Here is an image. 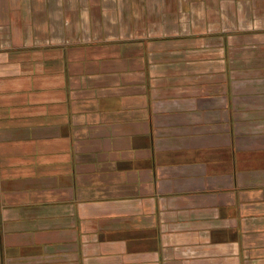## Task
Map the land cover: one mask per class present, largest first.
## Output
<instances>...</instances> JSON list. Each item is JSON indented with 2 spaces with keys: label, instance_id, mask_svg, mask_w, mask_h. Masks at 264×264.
Segmentation results:
<instances>
[{
  "label": "crops",
  "instance_id": "0c3cea01",
  "mask_svg": "<svg viewBox=\"0 0 264 264\" xmlns=\"http://www.w3.org/2000/svg\"><path fill=\"white\" fill-rule=\"evenodd\" d=\"M0 264H264V0H0Z\"/></svg>",
  "mask_w": 264,
  "mask_h": 264
}]
</instances>
